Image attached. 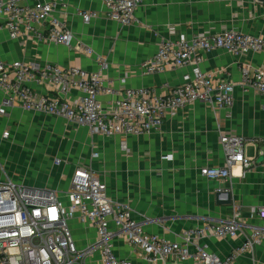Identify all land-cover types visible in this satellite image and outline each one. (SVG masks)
Returning <instances> with one entry per match:
<instances>
[{
    "label": "crops",
    "instance_id": "0c3cea01",
    "mask_svg": "<svg viewBox=\"0 0 264 264\" xmlns=\"http://www.w3.org/2000/svg\"><path fill=\"white\" fill-rule=\"evenodd\" d=\"M104 9L101 0H71L66 10L58 12L74 35L71 47L40 41L33 32L12 39L0 16V59L97 71L101 70L98 57L102 56L107 63L103 77L114 89L149 87L165 94L184 83L191 67L169 66L163 72L145 73L142 63L156 55L162 40L200 32L218 33L225 28L264 37V5L259 0H142L136 22L131 25L107 18ZM79 10H96L100 16L87 24L78 15ZM172 27L175 35L169 34ZM87 48L94 53L88 54ZM244 61L264 68V52L237 56L217 49L206 53L201 63L203 71L216 79L236 84V100L230 111L195 102L176 114H168L161 130L149 135H92L86 126L25 110L16 103L6 115L0 114V179L7 176L30 189L54 191L67 200L76 167L90 166L105 180L109 197L129 206L146 232L170 241H182L184 231L207 222L225 221L238 212L243 232L235 237L200 240L210 252L224 258L244 243L251 226L264 225L255 213L264 206V95L242 89L240 66ZM32 87L39 94L61 100L82 96L79 89L65 94L50 83L34 82ZM5 96L0 91V106ZM101 100L109 109L114 97L102 95ZM5 131L8 136H4ZM223 134L260 142L247 145L246 154L253 160L250 168L235 165L229 181H213L200 170L225 165L220 142ZM227 191L232 194V204H220L218 199H226ZM70 225L80 250L95 242L93 227L77 219ZM114 252L132 264H162L145 261L143 251L122 237L114 239ZM168 261L196 264L191 259L180 262L175 256ZM83 264H102L99 251L87 254ZM234 264H264V240Z\"/></svg>",
    "mask_w": 264,
    "mask_h": 264
},
{
    "label": "built area",
    "instance_id": "2783aa9c",
    "mask_svg": "<svg viewBox=\"0 0 264 264\" xmlns=\"http://www.w3.org/2000/svg\"><path fill=\"white\" fill-rule=\"evenodd\" d=\"M104 15L122 25L136 22V10L142 0H101ZM71 0H0V16L12 39L31 32L40 41L71 47L74 35L58 15L66 10ZM85 23L100 16L96 10H79ZM175 35V28L169 31ZM221 49L237 56L264 52V37L242 33L234 28L221 32H200L191 37H169L160 43L156 55L142 63L145 73L153 74L176 68L191 67L184 83L168 93L159 94L149 87L126 88L122 91L106 84L103 69L107 67L98 57L101 70L88 71L79 66L6 62L0 59V91L5 92L0 114L18 103L32 110L89 128L90 133L105 137L142 136L161 130L166 116L176 114L195 102H205L215 109L230 111L235 104L236 84L219 80L203 71L201 63L206 53ZM93 54L92 48H87ZM244 92L255 90L264 95V68L244 61L240 66ZM50 83L67 94L76 88L82 96L74 100L39 94L32 83ZM102 95L114 100L105 108ZM9 132L5 131L4 136ZM225 151L223 167H202L201 175L213 181H229L232 168L241 165L250 168L253 160L246 154L247 145L259 140H248L239 135H221ZM128 151V150H127ZM93 157H98L93 153ZM165 158H171L166 156ZM60 163V159H56ZM3 173L4 168H2ZM222 191V189H218ZM67 202L56 192L30 189L9 177L0 179V264H83L87 254L98 250L102 264H132L114 252V239L122 237L129 245L143 251L149 263L172 264L175 256L180 262L193 260L196 264H234L247 251H254L264 240V225L251 226L245 241L228 256L222 258L209 251L200 240L207 237H235L243 232L238 212L222 222H207L191 228L181 235L182 241H170L160 235L148 233L141 221L135 219L126 204L112 200L107 184L98 171L87 165L77 166ZM68 203V204H67ZM264 220V206L255 212ZM77 219L96 230V240L86 250H80L73 235L70 221Z\"/></svg>",
    "mask_w": 264,
    "mask_h": 264
},
{
    "label": "water",
    "instance_id": "95a60500",
    "mask_svg": "<svg viewBox=\"0 0 264 264\" xmlns=\"http://www.w3.org/2000/svg\"><path fill=\"white\" fill-rule=\"evenodd\" d=\"M259 1H261L264 5V0H259ZM61 96L64 97L63 94ZM227 195H228V197L226 199H218V202L220 204H224V205H231L232 204V194H231V192L227 191ZM219 200H222V201H219Z\"/></svg>",
    "mask_w": 264,
    "mask_h": 264
},
{
    "label": "rangeland",
    "instance_id": "374dc122",
    "mask_svg": "<svg viewBox=\"0 0 264 264\" xmlns=\"http://www.w3.org/2000/svg\"><path fill=\"white\" fill-rule=\"evenodd\" d=\"M64 202H67V200H63ZM68 204V203H67Z\"/></svg>",
    "mask_w": 264,
    "mask_h": 264
}]
</instances>
